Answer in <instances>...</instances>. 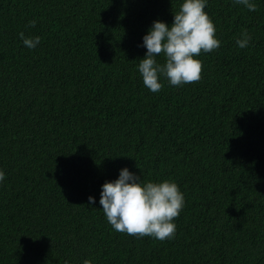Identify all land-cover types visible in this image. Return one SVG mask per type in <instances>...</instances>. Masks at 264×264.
I'll use <instances>...</instances> for the list:
<instances>
[{
  "label": "trees",
  "instance_id": "1",
  "mask_svg": "<svg viewBox=\"0 0 264 264\" xmlns=\"http://www.w3.org/2000/svg\"><path fill=\"white\" fill-rule=\"evenodd\" d=\"M182 2L0 0V264H264V0H208L220 47L153 93L142 38ZM125 166L179 185L173 238L107 221L102 185Z\"/></svg>",
  "mask_w": 264,
  "mask_h": 264
},
{
  "label": "clouds",
  "instance_id": "2",
  "mask_svg": "<svg viewBox=\"0 0 264 264\" xmlns=\"http://www.w3.org/2000/svg\"><path fill=\"white\" fill-rule=\"evenodd\" d=\"M233 3L249 11L258 7L256 0H233ZM207 5L208 0H183L171 24L156 19L143 35L146 53L137 68L149 91L159 93L165 80L176 87L201 79L202 60L198 57L201 52H212L221 45L215 23L205 11ZM36 23L33 19L29 26L35 27ZM19 36L28 49H36L41 41L40 36H26L24 32ZM250 41L251 36L244 33L236 44L244 49ZM161 54L163 63L157 59ZM5 179L6 173L0 169V184ZM89 203L95 204L94 196H89ZM99 203L115 231L163 241L175 236V219L185 205V197L175 181H142L125 166L116 179L102 185Z\"/></svg>",
  "mask_w": 264,
  "mask_h": 264
}]
</instances>
